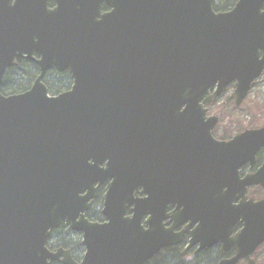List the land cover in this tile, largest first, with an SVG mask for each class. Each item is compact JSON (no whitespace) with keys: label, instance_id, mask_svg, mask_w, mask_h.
<instances>
[{"label":"water","instance_id":"obj_1","mask_svg":"<svg viewBox=\"0 0 264 264\" xmlns=\"http://www.w3.org/2000/svg\"><path fill=\"white\" fill-rule=\"evenodd\" d=\"M50 1L0 0V264H51L61 256L77 264L47 247L59 227L83 235L81 264H146L175 242L158 227L160 195L169 202L170 186L154 181L159 168L144 132L169 115L202 129L206 108L230 86L241 107L264 73V0H238L227 12L215 11L216 0H53L54 9ZM121 1L128 24L125 40H115L101 6ZM23 59L39 66V78L26 92L2 94L6 72ZM52 69L69 71L72 89L50 94L43 78ZM208 120L200 134L213 141L206 162L223 171L205 187L220 193L223 250L236 249L219 264H257L264 199L247 201L246 191L264 187V164L244 180L239 168L255 163L264 127L219 142L212 136L217 118ZM110 172L116 176L104 201L106 222H92L96 185ZM141 185L147 197L138 200ZM130 205L134 215L127 217ZM239 219L244 229L232 237Z\"/></svg>","mask_w":264,"mask_h":264},{"label":"flooded vegetation","instance_id":"obj_2","mask_svg":"<svg viewBox=\"0 0 264 264\" xmlns=\"http://www.w3.org/2000/svg\"><path fill=\"white\" fill-rule=\"evenodd\" d=\"M55 7L56 3L51 0L49 8L54 9ZM101 11L102 14L110 17L111 31L115 33L114 39L125 40V30L128 24L127 6L125 3L121 1L117 5H113L104 2L101 6ZM35 57L38 58V55H35ZM22 64H34L36 67L35 76L31 81L25 82V88L28 91L40 76V68L35 62L23 59L18 66L9 69L6 75L12 69L21 71L20 66ZM25 67L29 69V67ZM59 78L66 80L62 87L64 90L72 89L74 81L69 71L49 70L43 78V83L49 89V84L60 85L62 83ZM113 83L111 82V87L118 86ZM216 101L206 108L208 110L206 120L197 124V127H202L200 130L189 128L191 124L188 123L178 124L173 116L169 115L168 123L165 121L158 122L153 129L144 132L146 139L144 145L150 149L149 152L154 156L155 168H159L154 175V181L156 184H169L170 186L169 202L166 203V197L160 195L159 207L156 212L158 227H163L169 231L172 235L171 239L175 242V244L162 249L155 256L171 253L170 260L176 262V264H219L221 261L229 260L236 255L234 247L224 252V242L220 240L221 236L218 235L221 225L223 226V216L218 209L220 201L219 190L214 188V193L212 194L209 191V187L208 192L205 187L208 182L215 183L219 181L223 168H221L219 163L208 164L206 162L205 153L213 141L204 140L200 137V134L202 135L205 132L206 127L209 125L208 119L210 118H217L216 126L212 130V136L214 140L219 142H230L237 135L255 128L250 127L239 130L233 136L226 135L224 132L220 134L221 118L219 115L211 113ZM215 158L218 159V157ZM215 158H212V160H215ZM263 164L264 148L257 153L254 164L249 160L239 168L240 180H244L248 175L255 174ZM107 165L108 161L101 168L106 169ZM108 174V179L103 184L98 183L96 185V196L92 207L87 212V217L92 222H106V218L103 216L104 201L109 192V187L114 183L116 176L114 172ZM144 180L146 178H140V182ZM261 190L264 191V187L248 186L246 200H263L264 195L258 193ZM124 196V193L121 194L122 198ZM134 197L138 200H143L147 197L144 193L143 185L135 191ZM241 200L237 201L236 204H240ZM134 208V205L127 207V217L134 215ZM149 217L150 215H146L142 221L146 228L148 227L146 221ZM243 229L244 222L239 219L232 228V237L239 235ZM214 241L217 242L209 246V243ZM47 247L53 254L60 250L67 252L77 264H81L86 255L83 235L69 228L59 227L54 229L51 232ZM63 260L64 256H61L60 260L53 261L51 264H64ZM239 264H247V262L242 260Z\"/></svg>","mask_w":264,"mask_h":264},{"label":"rangeland","instance_id":"obj_3","mask_svg":"<svg viewBox=\"0 0 264 264\" xmlns=\"http://www.w3.org/2000/svg\"><path fill=\"white\" fill-rule=\"evenodd\" d=\"M234 91V86L227 88L211 110L212 114L221 118L219 133L233 136L239 130L264 126V110H259L264 106V74L241 107L235 105ZM258 193L264 195L262 190ZM254 259L257 264H264V245L255 253Z\"/></svg>","mask_w":264,"mask_h":264},{"label":"trees","instance_id":"obj_4","mask_svg":"<svg viewBox=\"0 0 264 264\" xmlns=\"http://www.w3.org/2000/svg\"><path fill=\"white\" fill-rule=\"evenodd\" d=\"M237 1L238 0H216L214 9L216 12H227L236 5ZM25 66L29 67V69H26ZM20 68L21 71L12 69L7 73L4 85L1 89L2 94L9 96L27 91L25 82L31 81L35 76L36 67L34 64H22ZM59 80L62 82L60 85L54 83L48 85L50 94L57 95L66 91L62 88L66 80H64V78H59ZM259 110H264V106L260 107ZM170 257L171 253H166V255L160 254L155 256L148 264H176V262L170 260Z\"/></svg>","mask_w":264,"mask_h":264}]
</instances>
